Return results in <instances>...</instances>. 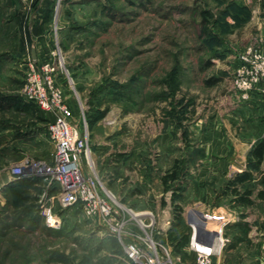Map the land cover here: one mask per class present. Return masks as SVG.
<instances>
[{
	"label": "rangeland",
	"instance_id": "obj_1",
	"mask_svg": "<svg viewBox=\"0 0 264 264\" xmlns=\"http://www.w3.org/2000/svg\"><path fill=\"white\" fill-rule=\"evenodd\" d=\"M249 46L264 47V0H0V183L24 157L44 159L53 150L47 127L54 116L27 102L21 88L32 65L56 64L107 188L127 209L152 212L149 231L175 264H195L193 228L183 217L195 214L191 223L205 226L195 203L221 190L200 193L201 145L214 141L203 138L222 133L234 148L231 133L249 129L251 109L237 119L228 111L237 58ZM257 94L264 100V87L239 98L247 106ZM43 191L32 178L0 189V264H137L117 235L79 206L56 201L61 222L49 226ZM168 207L180 217L162 232ZM205 222L213 230L212 220ZM249 247L230 248L229 264L255 259ZM160 255L170 264L162 249Z\"/></svg>",
	"mask_w": 264,
	"mask_h": 264
},
{
	"label": "built area",
	"instance_id": "obj_2",
	"mask_svg": "<svg viewBox=\"0 0 264 264\" xmlns=\"http://www.w3.org/2000/svg\"><path fill=\"white\" fill-rule=\"evenodd\" d=\"M58 71L56 64L40 68L32 65L21 88L27 102L54 116L47 127L53 150L48 158L21 159L11 167L10 181L1 182L0 189L15 180L36 179L44 188L39 203L49 226L58 227L61 222L56 201L61 208L79 206L87 218H99L109 231L117 235L126 256L134 263L161 264L162 249L166 262L175 264L169 249L156 241L149 231L154 222L152 212L136 213L127 209L99 176L89 146L88 128H82L75 122L65 91L57 82ZM233 87L242 99H249L255 90L264 87L262 48L249 46L239 53ZM50 192L53 194L49 195ZM144 218H150V221L146 222ZM132 219L140 231L129 228ZM199 235H195L194 227L192 244L197 252L195 264H213V255L228 238L223 237L218 229L208 230L205 226Z\"/></svg>",
	"mask_w": 264,
	"mask_h": 264
},
{
	"label": "crops",
	"instance_id": "obj_3",
	"mask_svg": "<svg viewBox=\"0 0 264 264\" xmlns=\"http://www.w3.org/2000/svg\"><path fill=\"white\" fill-rule=\"evenodd\" d=\"M262 51L264 52V47ZM233 95L229 100L231 103V107L228 109L230 117L237 119L240 110L251 109L253 114L247 117L249 129L246 133L239 132L237 129L231 133L230 138L236 140L233 143L234 148L231 147L232 144L226 142L227 136L222 133H220L221 136H205L203 138L204 141L208 138H213L214 141L208 143V146L206 143L201 145L202 156L198 164V182L199 187L202 186L204 191L201 189L200 193L205 194L206 197L211 196L210 191H207L209 190L208 186H214L216 189L221 188V190L215 193L214 198H198L195 206H199L197 215L205 227L210 223L205 221L212 220L213 230L218 229L223 237L228 238L225 245L213 255V264H229L226 253L230 248L246 246L248 249L252 244L249 248L257 254L255 259L243 255V258L235 264H264V246L262 245L264 238V146L259 147L264 143V100L261 99L260 94H257L258 98L249 100L248 105L245 106L237 93L234 92ZM240 101L242 105H240ZM257 108L261 113L260 118L256 114ZM222 161L226 163L225 166ZM191 171L192 167L190 166L189 172ZM9 179L6 176L4 181H10ZM191 181L190 185H194L195 181ZM7 185H11V182ZM244 186L250 188L243 190ZM253 188L255 189L253 190ZM246 191H250V193L246 195ZM154 199L160 201L161 198ZM164 201L170 204L167 198ZM171 209L170 207L166 208L164 221L168 220L169 222L163 223L162 232H166L167 227H171L172 229L169 230L173 231L175 227L173 224L177 219L170 211ZM187 215L183 218L186 217V223L191 224L193 233L194 226L204 227L197 223H195L196 225L191 223L190 220L196 218L195 214L189 212ZM198 237H200L199 234Z\"/></svg>",
	"mask_w": 264,
	"mask_h": 264
},
{
	"label": "trees",
	"instance_id": "obj_4",
	"mask_svg": "<svg viewBox=\"0 0 264 264\" xmlns=\"http://www.w3.org/2000/svg\"><path fill=\"white\" fill-rule=\"evenodd\" d=\"M204 14L206 15L207 13L204 12ZM174 79H175V77H174V75H173V76L170 77V79H169V81H168L170 84L172 83V86L174 87V88H173V91H175V90L177 89V86H178V85H175V83H174ZM263 146H264V143H262V144L259 145V147H263ZM175 178H177V170H176L175 172L171 173V174H167V175H166L165 183L168 184L169 181H172V180H174ZM245 193H246V195H247V194L250 193V191H246ZM176 217L179 218L180 216H176Z\"/></svg>",
	"mask_w": 264,
	"mask_h": 264
},
{
	"label": "water",
	"instance_id": "obj_5",
	"mask_svg": "<svg viewBox=\"0 0 264 264\" xmlns=\"http://www.w3.org/2000/svg\"><path fill=\"white\" fill-rule=\"evenodd\" d=\"M32 56H33L34 59H36V51H35V49H32ZM200 231H201V227L200 226H196L195 227V235L198 236Z\"/></svg>",
	"mask_w": 264,
	"mask_h": 264
},
{
	"label": "bare ground",
	"instance_id": "obj_6",
	"mask_svg": "<svg viewBox=\"0 0 264 264\" xmlns=\"http://www.w3.org/2000/svg\"><path fill=\"white\" fill-rule=\"evenodd\" d=\"M196 225V224H195ZM196 227V226H195ZM202 228V227H201ZM210 229H212V228H210Z\"/></svg>",
	"mask_w": 264,
	"mask_h": 264
}]
</instances>
